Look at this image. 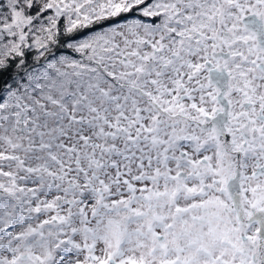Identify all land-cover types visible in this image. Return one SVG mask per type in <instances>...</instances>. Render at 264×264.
<instances>
[{
  "label": "snow or ice",
  "instance_id": "snow-or-ice-1",
  "mask_svg": "<svg viewBox=\"0 0 264 264\" xmlns=\"http://www.w3.org/2000/svg\"><path fill=\"white\" fill-rule=\"evenodd\" d=\"M0 264H264V0H0Z\"/></svg>",
  "mask_w": 264,
  "mask_h": 264
}]
</instances>
